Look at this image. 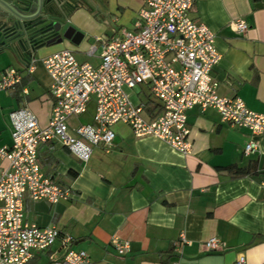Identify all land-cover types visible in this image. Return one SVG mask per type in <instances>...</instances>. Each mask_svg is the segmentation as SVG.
<instances>
[{
  "label": "crops",
  "instance_id": "1",
  "mask_svg": "<svg viewBox=\"0 0 264 264\" xmlns=\"http://www.w3.org/2000/svg\"><path fill=\"white\" fill-rule=\"evenodd\" d=\"M143 1L96 0L98 13L76 8L69 21L81 38L76 34L74 40L39 47L31 71L29 61L0 53V72L12 67L20 76L0 91V145L11 143L13 109L27 107L40 125L48 122L50 78L40 58L68 48L77 60L98 64L102 43L97 37L119 26L132 29ZM190 16L215 34L220 59L211 76L217 94L238 96L248 108L264 111V0H195ZM236 18L246 22L244 32L236 31ZM92 111L76 116L78 123L91 121ZM187 124L191 151L185 154L156 137L134 136L123 122L112 125L109 148L94 147L87 161L58 141L41 143V170L70 197L50 203L26 196L25 219L69 233L71 247L87 253L82 264H234L240 253L245 264H264V134L257 136V149L245 154L250 132L221 121L216 109L194 106ZM252 162L254 173L233 176L225 169ZM6 166L0 157V173ZM212 236L224 243L221 250L204 247ZM113 240H127L128 251L118 254ZM58 247L59 240L51 248L55 257Z\"/></svg>",
  "mask_w": 264,
  "mask_h": 264
},
{
  "label": "built area",
  "instance_id": "2",
  "mask_svg": "<svg viewBox=\"0 0 264 264\" xmlns=\"http://www.w3.org/2000/svg\"><path fill=\"white\" fill-rule=\"evenodd\" d=\"M195 0H144L137 10L133 28L119 26L110 35L97 37L102 43L100 62L79 61L73 51L62 48L40 58L49 78L52 107L47 124L40 125L27 107L9 112L11 143L0 145L7 166L0 173V264H27L46 256L45 264H82L84 250L71 247L72 236L55 225H38L24 217V199L55 203L68 199L70 191L41 170L37 152L41 143L58 141L82 161L94 149H108L116 122L127 124L136 137H156L181 153L191 151L187 111L214 108L223 122L250 132L243 147L248 154L258 147L264 134V111L248 108L238 96H220L211 71L220 59L214 32L190 11ZM237 32L246 22L236 18ZM95 46H90L88 54ZM36 59H29L28 70ZM20 76L12 67L0 72V91L13 86ZM145 86L148 98L134 104L125 87ZM93 105L91 121L72 123L75 116ZM181 241L184 237L181 236ZM59 240L55 257L51 248ZM118 254L129 249L127 240H113ZM224 243L212 236L204 241L209 251ZM50 251V252H49ZM176 264V263H174ZM234 264H245L238 254Z\"/></svg>",
  "mask_w": 264,
  "mask_h": 264
},
{
  "label": "water",
  "instance_id": "3",
  "mask_svg": "<svg viewBox=\"0 0 264 264\" xmlns=\"http://www.w3.org/2000/svg\"><path fill=\"white\" fill-rule=\"evenodd\" d=\"M56 4L57 0H0V53L25 63L44 44L74 40L76 34L80 39L82 33L73 26L61 30Z\"/></svg>",
  "mask_w": 264,
  "mask_h": 264
},
{
  "label": "flooded vegetation",
  "instance_id": "4",
  "mask_svg": "<svg viewBox=\"0 0 264 264\" xmlns=\"http://www.w3.org/2000/svg\"><path fill=\"white\" fill-rule=\"evenodd\" d=\"M56 19L61 23V30L67 26H73L69 21V16L78 7H85L94 13L99 9L96 0H57Z\"/></svg>",
  "mask_w": 264,
  "mask_h": 264
},
{
  "label": "rangeland",
  "instance_id": "5",
  "mask_svg": "<svg viewBox=\"0 0 264 264\" xmlns=\"http://www.w3.org/2000/svg\"><path fill=\"white\" fill-rule=\"evenodd\" d=\"M125 91L129 94V98L134 104L146 100L149 94V90L145 86L142 87V85H136L133 88L125 87ZM90 110L92 111V105H89V111ZM71 119H73L75 123H78L79 121V119L76 116ZM45 261H46V256L45 254H43L41 258H37V261L35 260L33 263L30 264H45Z\"/></svg>",
  "mask_w": 264,
  "mask_h": 264
},
{
  "label": "trees",
  "instance_id": "6",
  "mask_svg": "<svg viewBox=\"0 0 264 264\" xmlns=\"http://www.w3.org/2000/svg\"><path fill=\"white\" fill-rule=\"evenodd\" d=\"M151 101L153 100L148 98L146 103L153 105L152 103H150ZM225 169L233 176L245 175L255 172V163L252 162L250 163V165L247 166H237L236 164H230L226 166ZM35 260L37 261L36 257L32 258L27 264L33 263Z\"/></svg>",
  "mask_w": 264,
  "mask_h": 264
}]
</instances>
